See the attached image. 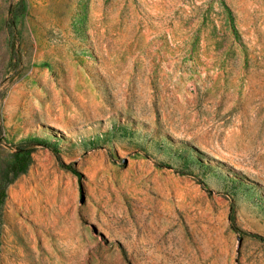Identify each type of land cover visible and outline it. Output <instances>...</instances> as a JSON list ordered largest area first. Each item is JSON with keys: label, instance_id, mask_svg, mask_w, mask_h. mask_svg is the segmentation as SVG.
I'll use <instances>...</instances> for the list:
<instances>
[{"label": "rangeland", "instance_id": "rangeland-1", "mask_svg": "<svg viewBox=\"0 0 264 264\" xmlns=\"http://www.w3.org/2000/svg\"><path fill=\"white\" fill-rule=\"evenodd\" d=\"M24 150L0 264H264V0H0Z\"/></svg>", "mask_w": 264, "mask_h": 264}, {"label": "trees", "instance_id": "trees-1", "mask_svg": "<svg viewBox=\"0 0 264 264\" xmlns=\"http://www.w3.org/2000/svg\"><path fill=\"white\" fill-rule=\"evenodd\" d=\"M58 160H59V165L62 168L70 171L71 173H73L76 176L79 175V173L74 169L73 164H65L60 159H58ZM30 163H31V152L29 150L21 151L14 157V161H13L11 168H10L11 177L8 178L4 187L2 189H0V207L3 204L4 199L6 197V194H5L6 187L10 183H12L14 180H16L20 175L25 174ZM229 218L231 220V216Z\"/></svg>", "mask_w": 264, "mask_h": 264}]
</instances>
